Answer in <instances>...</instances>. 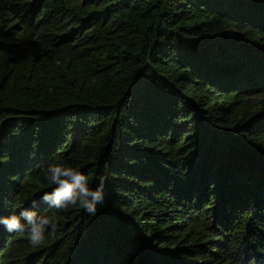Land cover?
<instances>
[{"label":"trees","instance_id":"obj_1","mask_svg":"<svg viewBox=\"0 0 264 264\" xmlns=\"http://www.w3.org/2000/svg\"><path fill=\"white\" fill-rule=\"evenodd\" d=\"M105 176L95 215L42 196ZM0 264H264V0H0ZM23 223V218L20 217Z\"/></svg>","mask_w":264,"mask_h":264},{"label":"clouds","instance_id":"obj_2","mask_svg":"<svg viewBox=\"0 0 264 264\" xmlns=\"http://www.w3.org/2000/svg\"><path fill=\"white\" fill-rule=\"evenodd\" d=\"M45 176L47 182L55 187L51 192H46L42 200L56 211L79 206L87 213L95 215L97 204L104 202L105 176L96 177L95 189L89 186L88 177L83 172L61 164H50L45 170ZM20 217L23 218V223ZM20 217H0V225L22 237L26 235L33 247L41 246L48 237H55L58 230L55 213L37 214L33 210L25 209Z\"/></svg>","mask_w":264,"mask_h":264}]
</instances>
